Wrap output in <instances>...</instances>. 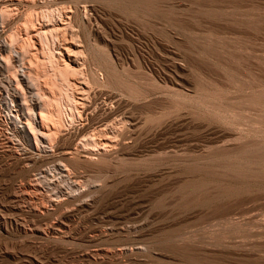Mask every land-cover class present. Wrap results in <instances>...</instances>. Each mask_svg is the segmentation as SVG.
<instances>
[{
	"label": "rangeland",
	"instance_id": "rangeland-1",
	"mask_svg": "<svg viewBox=\"0 0 264 264\" xmlns=\"http://www.w3.org/2000/svg\"><path fill=\"white\" fill-rule=\"evenodd\" d=\"M112 1L116 5L112 4ZM112 1L109 4L110 8L112 5V10H110L115 11L114 14L118 13L122 17L127 12L125 13L126 16L128 15L125 16L126 21H129L128 23L133 24L135 27L137 26L136 28L140 32H144L143 35H145L138 40L139 37L137 38L135 35L134 38L131 37L129 30L126 31L122 26L108 25L109 28L104 26L101 35L104 38L108 37V46L104 45L103 47L99 44L101 47L99 45L95 47L94 50L97 52L96 61L99 60V64L107 65L108 63L110 65L108 52L112 51L114 53L116 51L117 54L114 53L115 56L113 55L112 58L115 59L117 72L119 71L120 74H118L121 76L120 81L122 82L120 85L122 84V87L128 88V92L132 93L131 96H134L133 92L139 94L150 92L148 90L150 87L149 78H147L150 74L143 66L144 57L148 61L154 60L152 63L155 65L153 66L159 76L157 77L156 89L159 92L158 106L156 105L155 110L152 112H149L150 109L144 110L142 117L144 119L146 117V125L144 124L146 127L144 133L135 138V141L137 138L140 140L134 141V147L141 151L143 147L148 145L147 143L160 145V142L173 141L175 146L179 148L177 150L174 147V151L177 150L178 154L181 153L179 151H184L183 154L181 153L183 156H175L172 159L168 157V161L167 154L161 152L165 157L163 159L161 158L162 154L159 156L154 152L149 153L151 156L147 154L145 156L147 158L142 154L131 155V157L127 155L122 159V162L119 160L120 167L116 164L118 161L115 162L114 160L113 163L110 160L100 161L101 164L99 163L100 165L96 168L74 165L68 168L69 171L72 170L73 172H69L70 183V179L65 180L64 178L61 182L62 178L55 172L53 165H56L57 161H48L46 165L45 163L42 165L31 164L25 167L24 171V168L5 167L7 159H4L3 163L0 162V264H264V0H214L213 2L212 0H157L158 4L154 3V6L151 7L152 10L150 7L139 10L138 8L125 7L128 8L126 11L124 9L126 5L122 4L120 0ZM183 5H187V7ZM155 8L156 11H154ZM238 10H243L239 11L241 13L245 11L243 13L245 20L236 19L239 15L243 17ZM121 11H124V13ZM136 12L138 13L136 14ZM134 13L135 15H133ZM248 15L250 17H247ZM139 19L142 22H139ZM143 20L148 23H143ZM245 21L246 23H244ZM148 24L149 26H147ZM144 25L150 29L146 30L143 27ZM75 29H77V35L83 36V30ZM112 30H115L116 34ZM153 30L154 36L152 34ZM180 37H182V40ZM157 39H160L158 43L152 42ZM161 42H163V45ZM145 43L148 45L146 46ZM159 43L161 44L159 45ZM152 46H155V50H159V52L156 51V53H159V57L150 58L149 52H151V49L153 50ZM164 47L172 52L175 50L174 55H169ZM100 48L101 50H99ZM143 49L144 51H142ZM102 51L103 53H101ZM176 51L177 53H175ZM32 54L28 52L26 57L33 59L31 61L27 58L30 63L32 62L33 67L37 66V69L39 68L38 64L43 63L44 65L47 61L45 54V56L37 55L36 57H40L41 60L42 57H45L44 60L46 61L42 60L41 63L36 59L39 62L35 64L34 59L36 57ZM192 54L194 57L191 56ZM117 55L118 58L122 56L124 59L120 57L121 59L117 60ZM206 55L207 57H205ZM101 59H106V61L104 62ZM121 62L125 64H121ZM171 62L181 63L188 70L182 66L176 68V70L175 68L171 70ZM207 62L211 63V66ZM132 63L136 65L142 63L140 65L142 67L138 65L137 68ZM124 66L126 67L124 68ZM44 68L41 65L39 69L42 70H38L42 73ZM125 69L126 71H124ZM39 71H37V74L41 75L42 78L41 76L38 78L43 82L41 83L37 78L39 85H41L39 90L43 85L45 86L44 83L48 79L52 81L56 78L55 82L58 81L57 77L52 78L50 73L51 78H49L50 75L47 71H45L47 73L46 77H43L44 72L42 75ZM139 71L142 73L144 71L145 78L142 77L143 75L141 76L142 73L140 74ZM215 71H218L219 75ZM220 73L222 74L220 75ZM138 74L139 77L141 76L144 79L139 78ZM179 74L183 76L179 77ZM127 75L132 77L129 78ZM74 77L77 78V76H72L69 77V80L79 87L80 84L78 83L80 82H76L79 80ZM168 77H172L178 82L173 79L176 83L174 82L172 85L166 80ZM186 79L192 82H187ZM139 80H142V84ZM58 82L56 86H60ZM48 83L52 85L48 84L46 86L48 90L50 89L49 95L52 88L51 93L58 97L59 88L57 90L53 88V85L55 87L54 81L53 84L52 82ZM135 83H138L140 87L136 86ZM144 84L149 85L146 87ZM160 84L161 86H159ZM130 85L138 88L136 89ZM142 85L145 86V89ZM166 87H168L167 90ZM169 87L171 88L170 92ZM75 88L73 87V89ZM160 89H163V92ZM173 89H176V91ZM104 90L109 91L110 86L108 90L106 88ZM40 91L48 95V92L43 88ZM76 92L74 91L73 94L77 96L79 92L77 94ZM167 92L170 97L166 96ZM47 95L44 96L48 98ZM183 96L184 100L178 99V97L183 98ZM169 98L170 101H167ZM177 99L178 101L175 102ZM153 112L154 114H152ZM64 122L63 125L65 126L69 124L65 119ZM202 124L213 128L214 126L221 127L225 131L221 132V136L215 138V136L210 135L211 133L207 134L203 127L201 128ZM155 129L159 130L160 136H157L158 133L153 136L152 133ZM92 134H95L94 140L97 137L96 140H102L101 133ZM150 136L153 138L150 139ZM228 139H233L234 142ZM235 139L237 140L235 141ZM227 140L229 144L226 143ZM211 145L210 150L208 148L207 153L202 155L201 152ZM215 146H217L215 148L217 151L214 149ZM162 150L163 147L158 151ZM167 151L168 149L163 150L164 153ZM205 155L207 160L203 158ZM198 157L203 158H200V163H198ZM155 159L158 164L153 162ZM161 159H163L162 164H160L161 161L159 163ZM202 160L203 164L201 163ZM50 163L53 165L51 166ZM48 167L53 169H48ZM43 168H47V171L46 169L42 170ZM38 170L41 172L40 175ZM49 170L52 172L48 173ZM28 171L30 172L28 173ZM33 172L37 173V176ZM41 174L44 176H41ZM53 174L56 176L54 177ZM40 178H45L48 183L45 184L44 179L41 181ZM51 178H54V184H58L60 187L65 183L63 185H66V188L62 187V191L75 189L77 192H81L83 196L80 195L76 201L74 200L75 202H66L62 206L63 209H53L44 202L46 195L49 198L53 195L55 196L53 198L56 199L59 194L55 190L57 187L50 184L49 179ZM74 179L76 180L75 185H71ZM37 180H40V183ZM36 182H38L37 185ZM68 184H70V189L67 187ZM14 190L19 192L18 197L15 194L17 192ZM36 190L42 192L39 194ZM84 192L85 194H83ZM20 193L22 197L19 195ZM86 193H88L87 198L85 197ZM41 194L45 196L42 198ZM24 196L28 198V203L22 199ZM89 197L91 201L88 200ZM84 198L87 200H84ZM91 198H93V201ZM38 199L40 203L38 201L37 204ZM34 200L35 203L31 204V201L34 202ZM41 200L46 205L44 203L41 205ZM82 200L90 202L89 206L92 203V206H83ZM22 202L24 203L22 204ZM32 205L37 207L34 206L36 210L38 208L40 210H35L36 213H33L34 208L31 207ZM27 206H30L32 210ZM41 206L42 208H48L50 211L47 210V212H44L45 214L42 213ZM73 207H75L72 210L74 212H71L70 209ZM54 211L56 212L54 213ZM63 213L65 216L62 215ZM36 214L40 218L34 216ZM56 216H59L60 221ZM61 218L64 221L62 223ZM49 223L56 228V232L49 231L51 227ZM106 255L113 256L110 258Z\"/></svg>",
	"mask_w": 264,
	"mask_h": 264
},
{
	"label": "bare ground",
	"instance_id": "bare-ground-1",
	"mask_svg": "<svg viewBox=\"0 0 264 264\" xmlns=\"http://www.w3.org/2000/svg\"><path fill=\"white\" fill-rule=\"evenodd\" d=\"M111 1L112 0H0V159H1L0 162L3 163L4 159L5 160L7 159L5 161L6 165L2 164L5 167H7V168L12 167L13 169L14 168H24V171H25V167H27L28 165H31V164L32 165H39V164L42 165L45 163V165H46V162H48V161H51V162L57 161L56 165H53L51 163L50 164H51V166L52 165L54 166L53 168H55V172L57 173V175H59L62 178V180H61V182H62L63 178L65 180H69L71 178V177L69 178V174H70L69 172H72V170L69 171L68 168L73 167L74 165L75 166L76 165H81V166L83 165L86 167H95L96 168V166L101 164L100 161L110 160L113 163V160H114L115 162L118 161V163H116V164L120 167L119 160L122 162L123 161L122 159L125 158V156H127V155H130V157H131V155L137 156L139 154H142L145 157L147 154L155 152L159 156L162 153L167 154L166 155L167 158L169 157L172 159V157L181 156L184 153V151H179L182 154L181 153L178 154L177 150H179V148H177L175 146V143L173 141L172 142L169 141V142L165 143L166 142V141H164L165 139L163 140L164 143L160 142V145L157 144L158 146L157 145H150L149 143H147L148 145L143 147V149H141V151L134 147V143L137 140H140L137 138V140L135 141V138L139 134L144 133L143 131H144V128L146 127V126H144V124L146 125L145 121H147L146 117H145V119H144V117H142L144 110L150 109L149 112H152L153 110H155V106L158 104V101H159L158 93L159 92H157L158 90H156V89H157V84H158L157 83V77H159V76L156 73L157 71L155 70L156 69L154 67L155 65L152 63V61H154V60L152 59V60L148 61V59H145V57H144V59L142 58L143 64H144L143 66L146 67V69L148 70V72L150 74L149 77H147V78H149L148 79L149 84H150L149 88H151V89L148 88V90H150V92L148 91L145 93L138 90V91L142 92L143 94L133 92L134 96H131L132 93H130V91L128 92V90H127L128 88L126 89L124 86L123 87L121 86L122 84L120 85V83L122 82V81H120L121 76L119 75L120 74L119 71L117 72L116 61L114 58H112L113 55L115 56L114 53H116V51L114 53H112V51L108 52L110 65L107 62H106L107 63V65H106L103 63L99 64L100 63V62H98L99 60L96 61V57H97L96 53L97 52H95V50H94V49H96L95 47L98 46L99 44H101V46H103V47H104V45L106 47L108 46V44H107L108 37L104 38L103 35H101L103 32L104 26L107 28H109L108 25L109 26H114V25L115 26L116 25L122 26L125 28L126 31L129 30V32L131 33L130 34L131 37L134 38V35L137 38L139 37L138 40H140V37L145 35V34L143 35L144 32H142V31L140 32V30L138 28H136L137 26L135 27L133 24H129L128 23L129 21L128 22L126 21L127 20L126 17L128 15L126 16L125 13H127V12L124 13V11L123 12L121 11L126 16V17L123 16V17H125V18H123L122 16L118 15V13H117L118 9L116 7V9H117L116 13L117 14H114L113 12H115V11H113V12L111 11L112 5H111V8L109 5V4H111L110 3ZM120 1L122 2V4L126 5V6H124L125 11H126V9H128L125 7H129V8L133 7L136 9L138 8V10L141 8L142 9L143 8L148 9L149 7L150 8L153 7L154 3L156 4L158 2L157 0H120ZM213 1L214 0H212V2ZM247 2H249V1H247ZM113 3L114 2L112 1V4ZM167 3H169V2H167ZM183 6H185V5H183ZM122 7H123V5H122ZM155 7H156V5H155ZM179 7H181V6H179ZM185 7H187V5ZM151 10H152V8H151ZM154 11H156V8ZM234 11H236V10H234ZM239 11H243V10H238V12ZM138 12H136V14ZM128 13H129V11H128ZM239 13H241V12H239ZM243 13H241V14L243 15ZM249 13L253 14L251 12H249ZM149 14H151V13H149ZM245 14L247 15L248 13H245ZM129 15H130V13H129ZM133 15H135V13ZM129 17H131V16H129ZM136 17H139V16H136ZM247 17H250V16L248 15ZM151 19H152V17H151ZM236 19L237 20H239V19L245 20V17H244V15H243V17H240V15H239V17H237ZM135 21H136V19H135ZM241 21H243V20H241ZM241 21H239V22H241ZM251 21L253 22V20H251ZM139 22H142V21H140V19H139ZM145 22L146 21H144L143 23H145ZM229 22L231 23V21H229ZM236 22H238V21H236ZM137 23H138V21H137ZM147 23L148 22H146V24ZM244 23H246V21ZM234 24H235V22H234ZM145 25L143 27L146 28V30H147L148 28L145 27ZM147 26H149V24ZM247 26H249V25H247ZM75 28H79L80 30H83V32H84V33L82 32L83 36L80 37L79 36L80 34L77 35L78 34L77 29H75ZM114 31L115 30H112V32H114ZM146 33H147V31H146ZM153 33H154V30H153L152 34ZM132 34H133V36H132ZM154 34H153V36H154ZM180 38L182 40V37H180ZM159 40L157 39L156 41H152V42L158 43ZM225 40H223V41H225ZM233 40H234V38H233ZM226 41H228V40H226ZM161 43L163 45V42H161ZM161 43H159V45ZM114 44H115V42H114ZM147 45L148 44H146V46ZM138 46H140V45H138ZM150 47H151V44H150ZM152 47H153V50L151 49V52H149L150 58L151 57L152 58L159 57L160 56L159 53H156V51L159 52V50H155V46H152ZM156 47L158 48V46H156ZM110 48H111V46H110ZM113 48H115V47L113 46ZM188 48H191V47H188ZM141 49H142V46H141ZM164 49H165V47H164ZM29 50H32V51H29ZM99 50H101V48ZM105 50H107V49H105ZM165 50L169 55H174L173 52L175 50H173V52L170 49H165ZM188 50H191V49H188ZM192 50H194V49H192ZM126 51H127V49H126ZM142 51H144V49ZM28 52H31V54L33 53L32 55L34 57H36L37 55H40V56L46 55L47 61L44 60L45 57H42L43 58L42 60H44V62L46 61L44 63V65L42 63V60L39 59L40 57L39 58L36 57L34 59L35 64H37L40 61L42 63L41 64L42 68L45 67L44 71H42V73L40 72L42 69H39L41 66L40 64H38V66H39L38 69L40 70L39 71L37 69V66H34V67H36V68H34L32 66L33 65L32 62L30 63V61H28L27 58H29V60H31L30 57H26L28 55ZM182 52L184 53V51H182ZM249 52H247V53H249ZM99 53H100V51H99ZM101 53H103V51ZM118 53H120V52H118ZM161 53H162V51H161ZM175 53H177V51ZM190 54H191V51H190ZM208 54H210V53L208 52ZM32 55H30V56L33 57ZM103 55H106V54H103ZM118 55L116 56L117 58H118ZM120 55H121V53H120ZM124 55H126V54H124ZM207 55L205 57H207ZM247 55H249V54H247ZM191 56H193V54ZM120 57L123 58L122 56H120ZM201 57H202V55H201ZM102 58H104V57L102 56ZM119 58L117 60H119ZM129 58H130V56H129ZM26 59H27V61H26ZM36 59H38L39 61ZM97 59H99V58H97ZM107 59H108V57H107ZM163 59H164V56H163ZM202 59H201V62L203 61ZM101 60H104V59H101ZM169 60H170V58H169ZM191 60H190V62H191ZM31 61H33V59ZM105 61H106V59L104 60V62ZM122 61L124 62V60H122ZM156 61H157V59H156ZM163 63H166V62H163ZM195 63H196V61H195ZM207 63H209V62H207ZM121 64H125V63L121 62ZM121 64H120V67H121ZM132 64H134V63H132ZM141 64H138V65L140 66ZM170 64H171L170 65L171 68L170 67H168V68H170L171 70H173L172 68H175V70H176V68H181V66H182L181 63L177 64L176 62H174V63L171 62ZM209 64L211 66V63H209ZM134 65L137 66V68H138V65H136V64H134ZM147 65H148V67H147ZM196 65H198V64H196ZM125 67L126 66H124V68ZM140 67H142V66H140ZM182 67H185V66H182ZM215 67H216V65H215ZM127 70H128V68H127ZM164 70H163V72H164ZM210 70H212V69H210ZM37 71H39V73L42 75L44 72L45 76L43 75V77H46V74L50 73L52 75V78L53 77L55 78V76H56L58 81L60 80L59 82L57 81L60 84V86H58V85L56 86L57 82H55L56 81V78H55V80L52 79V81H50L51 79H48V81L44 80L45 86L43 85L41 87V89L43 88V90L47 91L48 88L46 86H48V84H49L48 82H52V84H53V81H54L55 87L53 85V88H55L56 90H57V88H59L58 93H57L58 97H56L54 94L51 93V91H53V89L51 88V86H52L51 83L49 84V85H51V86H49V88H51L50 95H49L50 89L47 91L48 95L44 94L43 91H40L41 89L39 90L41 85H39V81H37V80L39 79L41 82V79L38 78L41 75H38ZM45 71H47V73H45ZM124 71H126V69ZM140 71H141V69H140ZM144 71H143V73H144ZM129 72L131 73V71H129ZM166 72H165V74H167ZM175 72H177V71H175ZM215 72H218V71H215ZM219 72H220V70H219ZM219 72H218V75H219ZM132 73H134V72H132ZM141 73L142 72H140V74ZM143 73L141 74V76L143 75L142 77H144V75H145ZM159 73H160V71H159ZM127 74L129 75L128 72H127ZM177 74H178V72H177ZM221 74L222 73H220V75ZM51 75H50V77L49 76L48 77L51 78ZM128 75H127V77H129ZM72 76H77V78L76 77H74V78L79 80V81H76V82H80V83H78V84H80L79 87L75 86L74 83L69 80ZM141 76L139 77V74H138L139 78H142ZM178 76L180 77L183 75L179 74ZM122 77H123V75H122ZM130 77H132V76H130ZM195 77L196 76L194 74V79H195ZM41 78H42V76H41ZM47 78H44V79H47ZM144 78H142V80ZM136 79L138 80V78H136ZM160 79H162V78H160ZM173 79L174 78H172V77H168L166 80L169 81L170 83H172V85H173L174 82L177 81L175 79H174L175 80L174 81ZM176 79H177V77H176ZM142 80H139L140 84H142L141 83ZM148 80L146 79V81H148ZM186 80H188V79H186ZM189 81H191V80H188L187 82H189ZM46 82H47V84H46ZM41 83H43V82H41ZM138 83L137 84L135 83L136 86L138 85ZM143 83H145V82H143ZM128 85H129V83H128ZM144 85H142V86H144ZM175 85H177V84H175ZM109 86H110L109 91L104 90L105 88L108 90ZM111 86H113V87H111ZM133 86H131V87H133ZM138 86L140 87V85H138ZM145 86H144V89H145ZM159 86H161V84ZM168 86H170V85L168 84ZM73 87H76V88L73 89ZM131 87L129 88V90L131 89ZM135 88L137 89L138 87H135ZM167 88L168 87H166L165 89L167 90ZM55 89H54V91H55ZM158 89H159V87H158ZM163 89L162 90L160 89L161 92H163ZM170 89L171 88L169 87V92H170ZM141 90H142V88H141ZM173 90L176 91V89H173ZM173 90H171V91H173ZM46 91H44V92H46ZM74 91L79 92L78 94L76 92L77 96L73 94ZM53 93H55V92H53ZM173 93H175V92H173ZM178 93H179V91H178ZM44 95L45 96L47 95L48 98L45 97ZM181 95H182V93H181ZM166 96H169L168 92H167ZM163 97H164V94H163ZM172 97H174V96H172ZM176 98H177V95H176ZM178 99L184 100V96H183V98L178 97ZM178 99L175 100V102L178 101ZM185 99H186V97H185ZM183 100H182V102H183ZM167 101H170V98H169V100L167 99ZM167 105H169V104H167ZM173 105H171V106L174 107L175 105L174 106ZM194 110H196V109H194ZM138 112H140V113H138ZM146 114H147V112H146ZM152 114H154V112ZM196 116H197V113H196ZM208 118H209V116H208ZM64 119L67 122H69V124L66 126L63 125V123L65 124ZM63 126H65V127H63ZM202 127L205 129V132H207V134L211 133L210 135L215 136V138L221 136L222 135L221 132L223 133V131H225V129L223 130V129H221V127H215L214 126V128H213L210 126L208 127L207 125L205 126L203 124L201 125V128ZM96 132L101 133L102 136H100V137L102 138V140H96L98 138L97 136H96L97 138L94 140L95 134H92V133H96ZM158 132H159V130L155 129L152 133L153 136H155L156 133H158ZM157 136H160V134L158 133ZM227 136H225V137L227 138ZM17 137H19V138L17 139ZM138 137H140V135ZM222 137H224V136H222ZM152 138L153 137H151L150 139H152ZM228 140H230V139H228ZM228 140H227V142L226 141L225 142L229 144ZM231 140H233V139H231ZM236 140L237 139H235V141ZM150 142L152 144V140ZM233 142H234V140H233ZM162 147H163V150L168 149V151L165 153L163 152V150L158 151V150H161ZM174 147L177 148V150L174 151ZM209 147H212V145L207 146L206 150L201 152L202 155L207 153V149ZM216 147L217 146H215L214 149ZM196 148H198V147L196 146ZM209 150H210V148H209ZM212 150H213V148H212ZM215 150L217 151V149H215ZM212 153H214V152H212ZM163 154H162L161 158L164 159L165 157H163ZM168 154H169V156H168ZM210 154H211V152H210ZM149 155L151 156V154H149ZM154 157H155V155H154ZM201 157H203V156H201ZM145 158H147V157H145ZM150 158H148V159H150ZM169 158H168V161H169ZM200 158L198 159V163H200ZM203 158L204 159L206 158V160H207L206 155ZM203 158H201V159H203ZM163 159L159 160V163L161 161L160 164H162ZM144 161H146V160H144ZM164 161H166V160H164ZM115 162H114V165H115ZM153 162L157 163L156 159ZM201 163L203 164V160ZM47 164H49V163H47ZM184 164H186V163H184ZM204 164H205V161H204ZM33 167L35 168V166H33ZM49 168L50 167H48V169ZM1 169H3V168H1ZM45 169L47 171V168H43L42 170H45ZM4 170H5V168H4ZM51 170H49L48 173ZM9 171H8V173H9ZM20 171H21V169H20ZM29 172L30 171H28V173ZM34 172H35V170H34ZM38 172H39V170H38ZM14 173H15V171H14ZM28 173L26 174V176L28 175ZM40 173L41 172H39V175H40ZM53 173H54V171H53ZM34 174H35V176H37L36 175L37 173H34ZM44 174H45V172H44ZM42 175L43 174H41V176ZM53 175H54V177L56 176L55 174H53ZM59 176H57V177L59 178ZM70 176H72V175H70ZM43 179H44L45 184H47L48 182L45 181V178H43ZM43 179H41V181ZM51 179H49L50 184L54 187H57V189H55L56 193L59 192V194L57 193L58 197H56V199H54L53 197H55V196H53V195L52 196L50 195L51 196L50 198L47 197V195L46 196L43 195L46 197V198H44L45 200L44 199L43 200L47 205H50L53 209L62 208V206H64V204L66 202L69 203V202H72L74 200L76 201L77 198H79V196L82 195L81 192H77L74 188H73L74 190H72V191L71 190L70 191H62L63 189H61V188L66 186V185L65 186L63 185L65 183H63L62 184L63 186L61 185V187H60V186H58V184H54V178L52 180ZM32 180H33V178H32ZM35 180H36V177H35ZM55 180L58 181L59 179H55ZM75 181L76 180L74 179L72 181L71 185H75ZM38 182L40 183V180ZM38 182H36V185ZM70 182H71V179H70L69 183ZM29 183H31V181H29ZM77 183H76V186H77ZM16 184H21V183H16ZM32 184H34V183H32ZM29 185H31V184H29ZM51 185H48V186H51ZM69 185L70 184H68L67 187H69ZM17 186L21 188V186H19V185H17ZM54 187H50V188H54ZM78 187H79V185H78ZM69 189H70V187H69ZM24 190H23V192H25ZM55 190L53 191V189H51V191H53V192H55ZM17 191H19V190H17ZM17 191H15V192H17ZM20 191H22V189H20ZM78 191H80V190H78ZM83 191H84V189H83ZM23 192H22V194H23ZM38 192L40 194V192H42V191L38 190L37 193ZM18 193L19 192L15 193V194L17 195ZM46 194H47V192H46ZM83 194H85V192ZM19 195L21 196V193ZM87 195H88V193H86V196H85L86 198H87ZM41 196H42V194H41ZM43 196H42V198H43ZM17 197H18V195H17ZM17 197H14V198H17ZM22 199L28 203V198H26L24 196ZM22 199L20 200V202L22 201ZM91 199L93 201V198H91ZM16 200H18V199H16ZM43 200H41V205H43L42 203H44ZM84 200H87V199L84 198ZM88 200H90V197ZM38 201H39V199L36 201V203ZM82 202H83L82 203L83 206H89V204H90V202H88V201L82 200ZM23 203L24 202H22V204ZM32 203L34 204L35 200H34V202L31 201V204ZM39 203H40V201H39ZM78 203L80 204V201ZM78 203H77V205H78ZM31 204H29V205H31ZM19 205L22 206L21 204H19ZM34 206L35 205H32L31 207L34 208ZM37 206H39V205H37ZM83 206H82V208H83ZM90 206H92V203ZM27 207L29 208L30 206H27ZM31 207H30V209L32 210ZM36 208H34L33 213H36L35 212ZM40 208H42V206ZM66 208L67 207L65 206V209ZM38 209L36 211H38ZM42 209H43L42 213L47 212V210H49L48 208H45V207H43ZM73 209H75V207L70 209L71 212H74V211H72ZM52 210H51V213H52ZM49 211H48V213H49ZM55 212L56 211H54V213ZM67 212H68V210H67ZM59 215L61 216V213ZM62 215H64V213ZM34 216H36L37 218L38 217L40 218V216H37V214ZM69 216H70V214H69ZM58 218H59V216L57 217V219ZM58 220L60 221V219H58ZM61 220H62V218H61ZM40 222H41V220H40ZM62 222H64V221L62 220L61 223ZM50 226H51V224H50ZM59 228H61V227L59 226ZM59 230L61 231V229H59ZM49 231L50 232L51 231L56 232V228H54V226H51ZM62 231H63V229H62ZM98 253H97V255H99ZM93 254H95V253H93ZM107 255H106V257H110ZM112 256L113 255H111L110 258H112ZM114 258H116V257H114Z\"/></svg>",
	"mask_w": 264,
	"mask_h": 264
}]
</instances>
